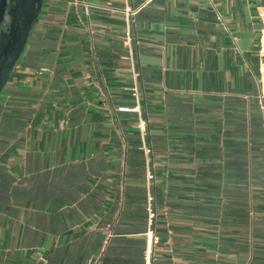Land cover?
<instances>
[{"label":"crops","instance_id":"0c3cea01","mask_svg":"<svg viewBox=\"0 0 264 264\" xmlns=\"http://www.w3.org/2000/svg\"><path fill=\"white\" fill-rule=\"evenodd\" d=\"M261 7L44 0L0 95V264H87L109 232L104 264H145L153 228L152 264H264Z\"/></svg>","mask_w":264,"mask_h":264},{"label":"water","instance_id":"95a60500","mask_svg":"<svg viewBox=\"0 0 264 264\" xmlns=\"http://www.w3.org/2000/svg\"><path fill=\"white\" fill-rule=\"evenodd\" d=\"M8 0H0V25L4 20ZM44 0H16L8 34L0 33V95L25 53L34 26L39 21Z\"/></svg>","mask_w":264,"mask_h":264},{"label":"built area","instance_id":"2783aa9c","mask_svg":"<svg viewBox=\"0 0 264 264\" xmlns=\"http://www.w3.org/2000/svg\"><path fill=\"white\" fill-rule=\"evenodd\" d=\"M140 9L134 10V9H129L126 8L125 14H126V20H127V39H130V35H131V20L133 19V17L139 13ZM259 15L263 24V28H262V37H261V50L260 53L261 55L264 57V7H261L259 9ZM128 59V58H126ZM258 81L260 83V87H261V93L259 96V102H260V106L261 109L264 113V62L261 64L260 66V71H259V78ZM138 90L135 88L134 89V93L135 96L138 95ZM119 111L122 112H138L140 113V105L137 104L134 108H119ZM141 131L144 133L146 130V124L144 120L140 121V125H139ZM142 149L144 150V154L147 157V163L149 165L150 160L149 157L152 155V150L147 147V146H143ZM148 173H147V179H148V185L149 187L152 186L153 182L155 181V173L151 168H148ZM152 201H153V197L150 195L149 196V204H148V211H149V220H150V225H154V221L156 219V211L154 210L153 206H152ZM147 239H148V244H147V248L145 251V264H152V255H153V251H154V247L155 245L159 242V238L156 235L155 229H150L147 232ZM114 237V234L112 232H109L105 238L104 244L102 246V248L100 249V251L98 252L97 255H95L94 257H92L87 264H104L103 259L105 256V253L107 251L108 246L110 245L112 239Z\"/></svg>","mask_w":264,"mask_h":264},{"label":"flooded vegetation","instance_id":"af4514ba","mask_svg":"<svg viewBox=\"0 0 264 264\" xmlns=\"http://www.w3.org/2000/svg\"><path fill=\"white\" fill-rule=\"evenodd\" d=\"M15 2H16V0H8L5 17H4L3 22L0 25V33H1L2 30H6L8 28V26L5 27V25H6V22H7L8 18L10 17L11 10L15 6Z\"/></svg>","mask_w":264,"mask_h":264},{"label":"rangeland","instance_id":"374dc122","mask_svg":"<svg viewBox=\"0 0 264 264\" xmlns=\"http://www.w3.org/2000/svg\"><path fill=\"white\" fill-rule=\"evenodd\" d=\"M13 14V13H12ZM11 13H10V17L8 18V20H7V22H6V25H5V27H7L8 26V28L6 29V30H2L1 31V33H4V34H8V31H9V28L11 27V24H12V21H13V16L14 15H12Z\"/></svg>","mask_w":264,"mask_h":264},{"label":"trees","instance_id":"16d2710c","mask_svg":"<svg viewBox=\"0 0 264 264\" xmlns=\"http://www.w3.org/2000/svg\"><path fill=\"white\" fill-rule=\"evenodd\" d=\"M111 244V243H110ZM110 246V245H109ZM109 246H108V248H109ZM108 248H107V250H108ZM105 256H106V254H105ZM105 256H104V259H105ZM104 259H103V261H104Z\"/></svg>","mask_w":264,"mask_h":264}]
</instances>
